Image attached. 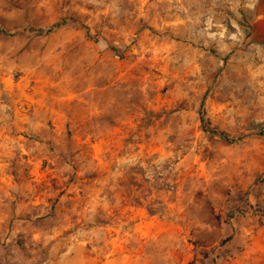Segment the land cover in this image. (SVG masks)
Instances as JSON below:
<instances>
[{
	"label": "rangeland",
	"instance_id": "374dc122",
	"mask_svg": "<svg viewBox=\"0 0 264 264\" xmlns=\"http://www.w3.org/2000/svg\"><path fill=\"white\" fill-rule=\"evenodd\" d=\"M75 253L264 264V0H0V264Z\"/></svg>",
	"mask_w": 264,
	"mask_h": 264
},
{
	"label": "trees",
	"instance_id": "16d2710c",
	"mask_svg": "<svg viewBox=\"0 0 264 264\" xmlns=\"http://www.w3.org/2000/svg\"><path fill=\"white\" fill-rule=\"evenodd\" d=\"M61 24H63V22H58V23H56L55 26H60ZM212 131L214 133H218L223 138L227 137V134L224 131H218L215 129H213ZM55 209H56L55 206H54V208L50 207L49 211L46 214H43V215L37 217V221H40V222L46 221L47 222L50 219V217H53V212L55 211ZM76 219H78V217L74 219V222L76 221ZM30 220H32V219H30ZM81 220H83V218L82 219L80 218V221ZM84 221H85V219H84ZM74 224H76L75 226L78 225L76 222ZM90 225H92V224H90ZM72 231H73V229H66L65 231H64V229H60V231H59L62 234L61 238L64 239L63 243H66V245H65L66 247L68 246L69 237H70V235H72ZM83 249H86V251H88L89 247L85 246V247H83ZM84 253H86V252H84ZM74 260H75L76 264H99L98 261H95L94 259L84 261L79 256H76V253H75Z\"/></svg>",
	"mask_w": 264,
	"mask_h": 264
}]
</instances>
